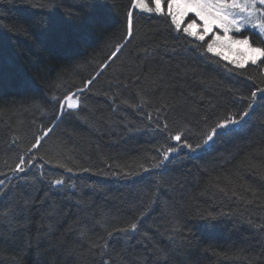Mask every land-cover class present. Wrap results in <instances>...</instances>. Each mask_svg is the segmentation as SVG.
Segmentation results:
<instances>
[{
	"label": "trees",
	"instance_id": "16d2710c",
	"mask_svg": "<svg viewBox=\"0 0 264 264\" xmlns=\"http://www.w3.org/2000/svg\"><path fill=\"white\" fill-rule=\"evenodd\" d=\"M33 5L48 6L47 0H0V172H9L38 129L52 125L56 105L45 100L80 87L110 54L130 0H65L64 13L92 5L108 16L106 24L88 28L70 55L41 50L29 23L30 14L40 11ZM204 47L182 30L177 33L170 18L137 10L134 38L83 94L78 117L55 122L35 153L43 160L0 196V264H100L97 246L141 211L138 230L118 233L103 249L110 264H264L259 97L252 113L227 135L195 152L181 149L162 169L124 175L150 167L163 143L157 115L195 145L205 118L212 124L242 110L248 101L239 97L264 87L256 67L229 73L226 67L233 66ZM57 75L63 86L53 90ZM138 93L149 102L143 104ZM157 109L162 110L157 114ZM54 179L65 183L53 188ZM31 198V210L21 214L15 205L25 208L24 200Z\"/></svg>",
	"mask_w": 264,
	"mask_h": 264
},
{
	"label": "snow or ice",
	"instance_id": "6c2138e0",
	"mask_svg": "<svg viewBox=\"0 0 264 264\" xmlns=\"http://www.w3.org/2000/svg\"><path fill=\"white\" fill-rule=\"evenodd\" d=\"M64 2L65 0H47V7L45 5L32 6L40 9L38 13L30 14L29 23L32 24V35L35 36L37 42L41 45L42 51L51 52L55 50L56 52L70 55L73 45L83 38L89 27L108 22L107 13L95 9L92 5H76L74 6V11L64 13L60 10ZM150 3L151 6L146 0H130V6L127 9L123 23L122 35L115 44L109 46L110 54L97 66L95 72L88 78L83 79L80 87L73 86L75 90L68 88L62 91L59 96L53 94L51 101L45 100V103L54 102L56 105L57 114L54 116L52 125L38 129L33 135L34 142L30 144V147L25 152L18 155L16 162L9 167V172H0V176L4 177V179H0V196L7 195L11 188L12 180L20 178L21 174L27 175L34 167H37L38 160H43V157H38L35 153L53 131L55 122L63 120L66 115L78 117L83 94L91 91L97 79L115 62L123 49L134 38L137 10L140 13H155L159 16L170 18L171 25L174 26L177 33L182 30L187 37H194L197 41L205 42L204 52L211 53L227 61V65H232L233 67L225 66L229 73L235 70H247V67L251 65L256 67L261 75H264V68L260 67V64H264V47H253L248 36L236 38L233 35V33L240 34L250 28L253 33L264 38V0H150ZM85 8L89 10L85 11ZM33 15L41 18L39 23L33 22L31 19ZM189 16L193 17V19L187 21L186 26L182 27L185 18ZM257 17V22L252 23L253 18ZM75 25H79L77 31L72 30ZM36 29L40 30L36 31ZM200 46L203 47V44ZM62 86V77L57 75L53 78V83L50 87L53 90H59ZM138 95L141 96L143 104L149 102L142 93H138ZM258 97L264 101V87H256L255 90H250L249 97H239L241 101H248L242 107V110L224 115L212 124H208L205 118L207 126L200 134L199 140L195 145L189 141L183 130L176 129L173 133L169 128L166 117L164 122L160 123L157 115L156 131L161 134L163 143L156 149V155L151 157L150 167L140 165V173L133 172L125 173L124 175H140L141 173H150L154 170L162 169L181 149L195 152L203 146L209 145L216 137L227 135L235 125L241 124L252 113ZM161 110L157 109V114ZM148 119L150 122L152 121V113H148ZM166 133L167 135H164ZM44 162L47 163V161ZM39 167L42 168L43 164H40ZM60 167H65V165H60ZM82 170L85 172L89 171L88 168ZM66 171L71 173L73 169L66 167ZM9 173L11 174L10 176ZM113 175H116V173H113ZM64 183L63 179H54L51 181L50 186L59 188ZM223 190L221 189V191ZM23 203L25 208H21L19 204L15 205V208L21 214L25 209L31 210V206L35 203V198L25 199ZM7 214V212L4 213V215ZM144 215L145 213L141 211L140 216L134 217L127 227L113 229L108 232L109 239L106 243L102 246H97L101 248L100 264H110V260L104 258L107 253L103 249L109 247L112 238L121 232L125 234L136 232L139 228V220ZM53 231L54 226L49 224L48 232L51 233ZM44 235L47 234L45 233ZM166 259L167 257H165V262Z\"/></svg>",
	"mask_w": 264,
	"mask_h": 264
},
{
	"label": "rangeland",
	"instance_id": "374dc122",
	"mask_svg": "<svg viewBox=\"0 0 264 264\" xmlns=\"http://www.w3.org/2000/svg\"><path fill=\"white\" fill-rule=\"evenodd\" d=\"M146 2H149L150 6H151V3H150V0H146ZM165 10H166V5H165ZM193 19V17L189 16L187 18H185V21L183 22L182 24V27L186 26V23L187 21ZM258 20V17L257 18H253L252 20V23H256ZM195 30V29H194ZM258 31V30H257ZM251 32H253L250 28L247 30V31H243L242 33L240 34H237V33H233V35L236 37V38H243L244 36H248L249 37V40L250 42L253 44V47H264V43L261 42L260 39H257L256 37H252L251 36ZM262 39V41L264 42V38L260 37ZM228 54V53H226ZM262 68H264V64H261Z\"/></svg>",
	"mask_w": 264,
	"mask_h": 264
}]
</instances>
